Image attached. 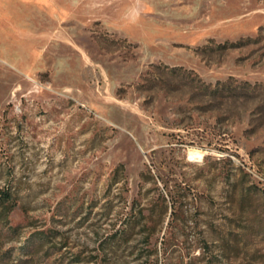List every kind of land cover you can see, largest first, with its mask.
Segmentation results:
<instances>
[{
	"label": "rangeland",
	"instance_id": "1",
	"mask_svg": "<svg viewBox=\"0 0 264 264\" xmlns=\"http://www.w3.org/2000/svg\"><path fill=\"white\" fill-rule=\"evenodd\" d=\"M7 189L8 264H264V0H0Z\"/></svg>",
	"mask_w": 264,
	"mask_h": 264
},
{
	"label": "trees",
	"instance_id": "2",
	"mask_svg": "<svg viewBox=\"0 0 264 264\" xmlns=\"http://www.w3.org/2000/svg\"><path fill=\"white\" fill-rule=\"evenodd\" d=\"M181 71L180 68H173L171 70L172 73H176ZM249 84H246V86ZM207 89V87H206ZM237 90L244 91L246 93H250L252 90L249 87H236L233 86L231 81L228 82H218L216 87L212 90L213 95L218 97L223 95L225 92H234ZM17 199L10 189L0 190V224L4 223L9 214H11L17 207ZM176 202H173L171 205L172 213L176 211ZM168 209V206L164 208ZM156 215V208L147 214L144 215V210H140L138 213H134L132 211L127 212L125 216H123V220L118 230L115 231V234L111 238V243L109 247L114 249V247L124 241H127V238L133 234V231L136 227L141 223V219L145 220V226L148 225L149 221L152 222L154 216ZM2 228L0 226V235ZM152 234H147L148 239L152 238ZM37 240H33L31 245L23 248L22 256H17V263L12 264H47L46 260L53 257L54 254H59L63 250L62 247H57L51 244V236L46 233H41L36 236ZM25 256V257H24ZM10 256L7 253L0 255V264H8V260ZM155 262L152 255H148L143 261L142 264H153ZM71 264H79V261L71 262Z\"/></svg>",
	"mask_w": 264,
	"mask_h": 264
},
{
	"label": "bare ground",
	"instance_id": "3",
	"mask_svg": "<svg viewBox=\"0 0 264 264\" xmlns=\"http://www.w3.org/2000/svg\"><path fill=\"white\" fill-rule=\"evenodd\" d=\"M194 152V151H193ZM193 154H196L199 158H202L203 157V154L202 153H199V152H195V153H192Z\"/></svg>",
	"mask_w": 264,
	"mask_h": 264
}]
</instances>
